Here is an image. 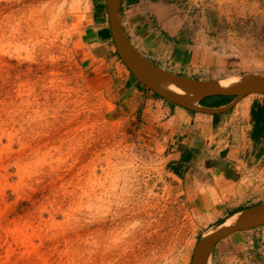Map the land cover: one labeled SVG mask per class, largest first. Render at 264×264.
<instances>
[{
    "label": "rangeland",
    "instance_id": "374dc122",
    "mask_svg": "<svg viewBox=\"0 0 264 264\" xmlns=\"http://www.w3.org/2000/svg\"><path fill=\"white\" fill-rule=\"evenodd\" d=\"M171 2L191 32L252 62L201 76L264 75V0ZM91 5L0 0V264H192L222 217L186 198L161 149L82 69ZM254 190L229 212L264 200ZM235 235L213 264H264L263 229Z\"/></svg>",
    "mask_w": 264,
    "mask_h": 264
},
{
    "label": "crops",
    "instance_id": "0c3cea01",
    "mask_svg": "<svg viewBox=\"0 0 264 264\" xmlns=\"http://www.w3.org/2000/svg\"><path fill=\"white\" fill-rule=\"evenodd\" d=\"M120 15L131 43L152 62L176 73L200 79L224 77L227 74L203 77L200 73L210 68L217 72L246 68L251 62L240 64L236 49L219 37H209L200 28L191 32L171 0H120ZM80 36L82 69L113 95L114 109L126 123L149 135L161 149L177 188L192 204L214 207L224 217L263 201L229 212L231 206L258 194L255 187L264 192V94L246 95L226 110L221 108L231 100L222 96L196 102L216 110L211 112L157 94L132 73L121 71L107 0H92ZM260 228L264 236L261 225L234 232L215 248L234 247L230 236Z\"/></svg>",
    "mask_w": 264,
    "mask_h": 264
},
{
    "label": "water",
    "instance_id": "95a60500",
    "mask_svg": "<svg viewBox=\"0 0 264 264\" xmlns=\"http://www.w3.org/2000/svg\"><path fill=\"white\" fill-rule=\"evenodd\" d=\"M107 6L111 32L122 61L140 83L168 100L190 109L211 112L216 110L197 105L196 102L207 96H233L234 98L221 108L226 110L246 95L264 94V75L251 74L244 77L224 76L200 79L157 65L141 53L128 38L121 20L120 0H107ZM222 79H231L233 82L224 85L220 81ZM166 84H172L175 88L184 90L185 93L180 94L166 87ZM234 215V219L226 224V219ZM261 225H264V200L222 217L199 237L192 264H210L209 258L210 256L212 258L218 241L234 232L253 229Z\"/></svg>",
    "mask_w": 264,
    "mask_h": 264
},
{
    "label": "bare ground",
    "instance_id": "6f19581e",
    "mask_svg": "<svg viewBox=\"0 0 264 264\" xmlns=\"http://www.w3.org/2000/svg\"><path fill=\"white\" fill-rule=\"evenodd\" d=\"M220 81H221V83L224 84V85H228V84H230V83L233 82V80H231V79H222V80H220ZM166 87H168V88H170V89H173L174 91H176V92H178V93H180V94L185 93L184 90L179 89V88H175L172 84H166ZM234 217H235V215H234V216H230V217H228V218L226 219V222H225V223H226V224L230 223V222L234 219ZM209 263H210V264H213V261H212L211 256H210V258H209Z\"/></svg>",
    "mask_w": 264,
    "mask_h": 264
},
{
    "label": "trees",
    "instance_id": "16d2710c",
    "mask_svg": "<svg viewBox=\"0 0 264 264\" xmlns=\"http://www.w3.org/2000/svg\"><path fill=\"white\" fill-rule=\"evenodd\" d=\"M158 94V93H157ZM222 97H225L227 98L229 101L232 100L234 97L233 96H222Z\"/></svg>",
    "mask_w": 264,
    "mask_h": 264
}]
</instances>
